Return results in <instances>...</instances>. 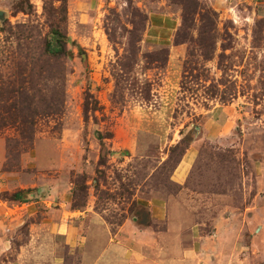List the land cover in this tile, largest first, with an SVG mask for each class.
Returning <instances> with one entry per match:
<instances>
[{
    "label": "rangeland",
    "instance_id": "rangeland-1",
    "mask_svg": "<svg viewBox=\"0 0 264 264\" xmlns=\"http://www.w3.org/2000/svg\"><path fill=\"white\" fill-rule=\"evenodd\" d=\"M0 10V138L24 197L70 183L71 205L114 230L128 217L151 224L137 197L168 196L178 227L230 218L249 249L263 245L264 0H0ZM52 28L68 56L43 55ZM227 115L231 129L213 137L209 120Z\"/></svg>",
    "mask_w": 264,
    "mask_h": 264
},
{
    "label": "crops",
    "instance_id": "crops-1",
    "mask_svg": "<svg viewBox=\"0 0 264 264\" xmlns=\"http://www.w3.org/2000/svg\"><path fill=\"white\" fill-rule=\"evenodd\" d=\"M151 23L154 25L153 20ZM227 116L209 120L210 126H219L213 137L226 135L224 130L231 129V115ZM35 154L33 150L28 155L35 159ZM193 157L191 146L172 174L178 184ZM6 161V142L0 138V193L11 195L28 188L22 183V172L5 168ZM263 175L257 167V191L258 178ZM38 188L45 190L33 199L26 195L23 200L0 197V264H69L70 256L79 259L77 264H258V259L264 264V242L261 247L249 249L244 233L230 227V218L222 220V224H228L207 232L197 223L175 225L169 214L172 199L168 196L137 197L149 211L150 225L142 227L135 218L128 217L112 230L88 205L72 209L70 183L51 182ZM258 196L255 193L250 209L258 205ZM177 222L183 224L180 218ZM153 223L165 226L156 230ZM262 238L264 232L260 236L264 241Z\"/></svg>",
    "mask_w": 264,
    "mask_h": 264
},
{
    "label": "trees",
    "instance_id": "trees-1",
    "mask_svg": "<svg viewBox=\"0 0 264 264\" xmlns=\"http://www.w3.org/2000/svg\"><path fill=\"white\" fill-rule=\"evenodd\" d=\"M61 2H62V4H64V3H66V0H61ZM259 28L261 30V25H259ZM42 53H43V55H48L50 57H59L60 58V57L68 56L67 37H66L65 33H63L61 30H59L57 28H52L50 37L44 41ZM21 134H22V132H21ZM28 138H29V140H31L30 136ZM187 144L189 145V143H187ZM184 153H185V150L182 152L181 158L183 157ZM22 192H23L22 190L15 192V193L9 195L8 197H9V199H14V200L15 199H21V200H23V199H25V197L23 196ZM71 207H72V209H80L79 207L73 206V205H71ZM146 212L148 213V211H146ZM148 215H149V213H148ZM135 219H136L135 220L136 223L142 227L148 226L150 224V220H149V222H147L146 220L140 222V221H138L137 216H135Z\"/></svg>",
    "mask_w": 264,
    "mask_h": 264
},
{
    "label": "water",
    "instance_id": "water-1",
    "mask_svg": "<svg viewBox=\"0 0 264 264\" xmlns=\"http://www.w3.org/2000/svg\"><path fill=\"white\" fill-rule=\"evenodd\" d=\"M4 18V12L0 10V19H3ZM44 188H38L36 190H33L32 192L28 193L26 195L27 199H33V198H37L39 197L42 192H44Z\"/></svg>",
    "mask_w": 264,
    "mask_h": 264
}]
</instances>
